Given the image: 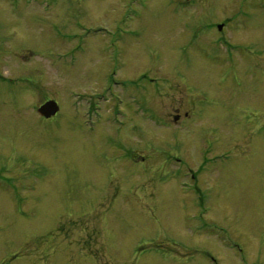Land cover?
<instances>
[{
    "label": "rangeland",
    "instance_id": "374dc122",
    "mask_svg": "<svg viewBox=\"0 0 264 264\" xmlns=\"http://www.w3.org/2000/svg\"><path fill=\"white\" fill-rule=\"evenodd\" d=\"M0 72V264H264V0H0Z\"/></svg>",
    "mask_w": 264,
    "mask_h": 264
},
{
    "label": "water",
    "instance_id": "95a60500",
    "mask_svg": "<svg viewBox=\"0 0 264 264\" xmlns=\"http://www.w3.org/2000/svg\"><path fill=\"white\" fill-rule=\"evenodd\" d=\"M222 26V25H221ZM59 110V106L55 100L47 101L44 105L41 106L39 111L46 117L54 115Z\"/></svg>",
    "mask_w": 264,
    "mask_h": 264
},
{
    "label": "flooded vegetation",
    "instance_id": "af4514ba",
    "mask_svg": "<svg viewBox=\"0 0 264 264\" xmlns=\"http://www.w3.org/2000/svg\"><path fill=\"white\" fill-rule=\"evenodd\" d=\"M178 118H180V115L177 116ZM177 119V118H176Z\"/></svg>",
    "mask_w": 264,
    "mask_h": 264
}]
</instances>
